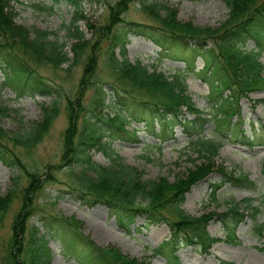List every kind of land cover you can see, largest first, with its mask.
Returning <instances> with one entry per match:
<instances>
[{
    "label": "trees",
    "instance_id": "1",
    "mask_svg": "<svg viewBox=\"0 0 264 264\" xmlns=\"http://www.w3.org/2000/svg\"><path fill=\"white\" fill-rule=\"evenodd\" d=\"M61 1L78 14L79 6L91 0ZM133 2L140 5L146 23L128 21L123 17ZM168 2L120 0L108 4L109 13L103 26L96 28L86 23L89 31H92L90 38H86L78 27L79 21L84 18L74 17L70 26L65 28L67 38L71 41L72 58L69 59L65 46L59 45L55 39L50 40L53 34L29 30L17 24V13L11 0H0V71L4 72L6 86L18 96H55L66 101L69 124L63 147V157L67 162L65 194L74 196L87 207L105 206L123 226L132 224L138 217L144 220L147 227L169 225L172 231L170 245L168 243L159 253L164 254L170 249L166 264H180L178 257L173 254L179 246L195 245L209 252L213 245L220 242V239L209 234L211 220L217 218L227 239L235 242L236 231L245 222L246 211L253 216L259 213L250 199L243 201L245 207L241 203H234L223 214L212 213L199 218L185 213L182 206L186 194L215 171L221 178L211 186L214 200L225 186L250 191L256 187L248 175L214 165V159L224 143L206 139L204 133L211 119L197 108L193 97L186 91L185 82L192 77L209 86L216 131L225 137L245 132L240 127L243 123L240 119L241 100L264 90V66L255 54V51L261 53L264 50V0H224L229 9V18L215 29L181 21L178 10ZM127 35L154 43L164 57L183 63L185 68L177 69L176 75L167 77L157 70L149 72L139 62L132 63L124 56L123 50H119L121 58H118L113 46L122 43ZM105 41H109V55L103 61V68L107 72L99 67V45ZM246 41H252L255 45L248 52L244 50ZM83 57V72L73 98L60 86L37 73L31 65L33 61L56 69L70 61L78 64ZM200 61L203 63L202 68L198 66ZM98 68L105 72L104 80L98 77ZM90 90L95 93L94 104L100 105L102 111L113 109L116 112L114 117L105 119L103 114H95V120H92L80 116L84 110L79 100L85 91ZM259 102L264 104V99ZM58 109V103L42 109L41 122L32 125L26 132L12 134L0 126V161L11 170H21L28 178V185L22 190L18 189L17 181L13 178L7 194L0 196V229L13 197L18 194L22 197L15 226L7 241L3 264H49V260L44 259L49 252L41 244L42 240L34 239L33 247L25 248L24 233L28 230L25 231L23 225L37 211L34 202L37 193L43 185L55 180L43 172L28 169L7 148V143L24 152L33 150L49 131L59 113ZM8 114V108L0 104V121ZM184 114L194 118L187 119ZM235 117L238 123L233 122ZM131 122L143 123L151 135L162 143L173 140L174 126L182 125L190 143L206 159V163L189 170L184 178L175 183H170L166 178L143 180V173L124 165L109 144L110 140L135 139L133 133L125 130V124ZM158 123L160 132L155 129ZM252 131L253 135L246 137L242 145L264 144V125L259 131L253 125ZM92 151L104 153L110 165L96 164L92 159ZM262 172L264 175V164ZM43 221L44 236L62 241L64 251L79 264H151L124 255L116 247L97 246L81 233V224L75 220L48 216ZM257 233L260 236L264 234L263 225L257 229Z\"/></svg>",
    "mask_w": 264,
    "mask_h": 264
},
{
    "label": "rangeland",
    "instance_id": "2",
    "mask_svg": "<svg viewBox=\"0 0 264 264\" xmlns=\"http://www.w3.org/2000/svg\"><path fill=\"white\" fill-rule=\"evenodd\" d=\"M118 1L120 0L86 1L79 6L78 14L61 0H11V4L17 13V24L29 30L50 32L53 34L50 40L55 39L59 45H64V50L68 54L67 58L71 59V41L67 38L65 28L70 26L73 18H84V20L79 21L78 27L86 38H90L92 31H89L86 23L93 24L96 28L103 26L109 13L108 4ZM157 1L160 2V0ZM168 1L171 7L178 10L181 21L193 22L199 27L215 29L229 18V9L226 7L224 0ZM123 17L128 21L146 23L137 2L129 5V10ZM108 45L109 41L102 42L99 45V67L103 68V61L108 58ZM254 46L252 41H246L244 50L248 52ZM113 49L118 58H121L119 50H123L124 56L132 63L139 62L149 72L157 70L167 77H173L176 75L177 69L185 68L183 63L173 62L164 57L161 50L154 43L141 37L127 35L126 39L122 43L114 45ZM255 54L258 55L259 61L264 66V50L261 53L255 51ZM83 61L84 57L78 64L70 61L68 64L61 65L56 69L45 63L35 64L33 61H31V65L37 73L60 86L73 98L78 81L82 76ZM198 66L202 68L203 63L200 61ZM105 72L107 71L105 70ZM105 72L99 68L97 69L98 77L101 80L105 79ZM4 78V72L1 70L0 104L8 108L9 114L0 121V126L6 132L12 134L26 132L31 129L32 125L41 122L42 109L51 108L53 103H58L59 107V113L49 131L33 150L24 152L19 148H12L10 142L7 143V148L11 149L28 169L43 172L52 176L55 180L51 184L46 183L43 185L41 191L35 197L34 202L38 207L37 211L23 225L24 230H28L24 233L25 248L31 249L34 239L42 240L41 244L49 252L48 257L44 259L45 261L48 259L49 264H79L64 251L62 241L44 236L45 229L43 226L45 224L43 218L53 216L79 222L81 233L99 247H116L129 257L146 260L151 264H166V259L171 250L168 249L166 253L164 251V254L159 252L166 248L168 243L170 245L169 240L172 237V231L169 225L162 224L147 227L144 220L138 217L132 224L123 226L111 216L105 206L87 207L74 196L65 194L66 178L64 173L67 162L63 157V147L64 135L69 124L66 101L55 96H18L11 88L6 86ZM185 83L187 86L186 91L193 97L197 108L204 111L208 115V119H211L204 133L206 139H216L224 143L219 155L214 159V165L217 168H227L228 171L248 175L256 184V188L250 191L225 186L217 193L216 200H214L211 196V186L221 178L218 171H215L186 194L182 206L183 211L195 218L212 213L223 214L231 204L241 203L243 205L244 200L250 199L253 206L259 210V213L253 216L246 211L245 222L237 229V240L235 242L227 239L222 224L215 218L210 221L208 231L211 237L220 239V242L213 245L209 252H204L198 246L185 244L179 246L173 254L178 257L180 264H222V262L264 264V234L260 236L257 233V229L262 225L264 226V175L262 172L264 144L242 145L246 137L250 138L253 135V125L258 131L261 125H264V104L259 102L264 99V90L254 92L248 98L244 97L241 100L240 119L243 120V123L240 127L245 132L225 137L221 132L216 131L213 122V103L209 86L192 77L186 79ZM94 96L93 90L85 91L81 95L79 102L84 111L80 113V116L95 120V114H103L105 119L116 115V112L110 108L102 111L100 105L94 104ZM106 103H108V97ZM184 116L187 119L194 118L190 114H184ZM180 121L184 123L182 118H180ZM233 122L238 123V118L235 117ZM155 129L156 132L161 131L159 123L155 125ZM125 130L133 133L136 138L110 140L109 144L124 165L143 173V180L157 181L166 178L170 183H175L184 178L189 170L206 163V159L202 158L194 145L190 143L183 126L180 124L175 125L173 128L174 139L165 143L152 136L143 123L131 122V124H125ZM91 155L96 164L100 166L110 165L104 153L92 151ZM13 178L16 179L20 190L28 185V178L24 172L19 169L11 170L0 161V196L7 194L11 188ZM13 198L11 208L4 217L0 229V264H3L7 254V241L12 234L13 226H15L17 211L22 201L21 194L15 195ZM243 207L245 206L243 205ZM96 226L104 232L112 234L113 238L101 237V235L95 233Z\"/></svg>",
    "mask_w": 264,
    "mask_h": 264
},
{
    "label": "bare ground",
    "instance_id": "3",
    "mask_svg": "<svg viewBox=\"0 0 264 264\" xmlns=\"http://www.w3.org/2000/svg\"><path fill=\"white\" fill-rule=\"evenodd\" d=\"M95 233L101 235V237H106V238H113L112 234L104 232L100 227L96 226L95 227Z\"/></svg>",
    "mask_w": 264,
    "mask_h": 264
}]
</instances>
